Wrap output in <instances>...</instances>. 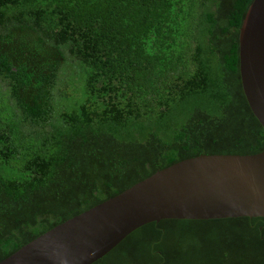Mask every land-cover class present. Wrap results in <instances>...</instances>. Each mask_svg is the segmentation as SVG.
I'll return each mask as SVG.
<instances>
[{"label": "trees", "instance_id": "obj_1", "mask_svg": "<svg viewBox=\"0 0 264 264\" xmlns=\"http://www.w3.org/2000/svg\"><path fill=\"white\" fill-rule=\"evenodd\" d=\"M250 1L0 0V259L179 159L263 147ZM89 264H264V216L145 222Z\"/></svg>", "mask_w": 264, "mask_h": 264}, {"label": "water", "instance_id": "obj_2", "mask_svg": "<svg viewBox=\"0 0 264 264\" xmlns=\"http://www.w3.org/2000/svg\"><path fill=\"white\" fill-rule=\"evenodd\" d=\"M240 87L264 131V0H251L237 34ZM264 216V145L199 153L154 170L52 225L0 264H89L137 226L161 218Z\"/></svg>", "mask_w": 264, "mask_h": 264}, {"label": "rangeland", "instance_id": "obj_3", "mask_svg": "<svg viewBox=\"0 0 264 264\" xmlns=\"http://www.w3.org/2000/svg\"><path fill=\"white\" fill-rule=\"evenodd\" d=\"M57 100H59V102H62V105L68 104L69 100L64 99L63 97H58Z\"/></svg>", "mask_w": 264, "mask_h": 264}]
</instances>
